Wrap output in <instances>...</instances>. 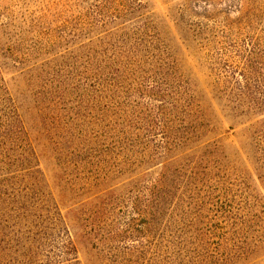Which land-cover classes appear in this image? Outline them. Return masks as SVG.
Listing matches in <instances>:
<instances>
[{
	"label": "rangeland",
	"instance_id": "374dc122",
	"mask_svg": "<svg viewBox=\"0 0 264 264\" xmlns=\"http://www.w3.org/2000/svg\"><path fill=\"white\" fill-rule=\"evenodd\" d=\"M6 23L0 264H264V105L232 109L264 104V0H0Z\"/></svg>",
	"mask_w": 264,
	"mask_h": 264
},
{
	"label": "trees",
	"instance_id": "16d2710c",
	"mask_svg": "<svg viewBox=\"0 0 264 264\" xmlns=\"http://www.w3.org/2000/svg\"><path fill=\"white\" fill-rule=\"evenodd\" d=\"M116 0H114L115 2ZM241 12V11H240ZM120 16V15H119ZM119 16H114V18L117 20L118 18H120ZM9 29H10V24L6 23L5 25L0 26V50L3 51L6 49V51L11 52L13 50V46H12V38H10L9 35ZM118 32L121 31V27L118 26L117 27ZM112 36H115L116 34L114 32L110 33ZM121 43H123V41H120ZM8 44V45H7ZM91 46L90 44H87L86 47ZM113 46L111 43H107V47ZM91 47H89L88 49L90 50ZM105 52L102 50L101 54H100V58H105L108 60H111V58H106L104 57ZM116 54L113 53L112 56ZM91 56V55H90ZM86 57V56H85ZM81 58V57H80ZM104 61V60H103ZM31 68L27 69L30 70ZM0 71L2 72L3 69L0 68ZM243 79L244 82L248 83V77L245 76V74H243ZM240 81H238L239 83ZM240 91V96H245V93L243 91V89L239 90ZM264 104L261 102H257V103H246L244 102V100L239 99L237 101V103L232 107V109L235 111V118H244L246 117L248 114L249 115H253L255 111L259 110L262 108ZM240 125H243V123H239ZM264 122H262L261 120H257V119H251L250 122L248 123V125L242 130L243 134L249 135V137H252L253 141L256 139L257 143L259 142V140L261 138L264 137ZM245 137V136H244ZM129 236L133 237L134 236V232H133V228H130L129 230ZM132 249H137V252L139 251V248H132ZM131 250H129L130 252ZM140 252V251H139Z\"/></svg>",
	"mask_w": 264,
	"mask_h": 264
}]
</instances>
